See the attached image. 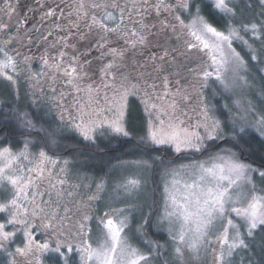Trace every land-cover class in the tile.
<instances>
[{"label":"snow or ice","instance_id":"snow-or-ice-1","mask_svg":"<svg viewBox=\"0 0 264 264\" xmlns=\"http://www.w3.org/2000/svg\"><path fill=\"white\" fill-rule=\"evenodd\" d=\"M0 2V264H264V0H53L38 40L20 0ZM99 139L123 149L118 180L73 172ZM149 170L166 178L170 253L128 236Z\"/></svg>","mask_w":264,"mask_h":264},{"label":"trees","instance_id":"trees-1","mask_svg":"<svg viewBox=\"0 0 264 264\" xmlns=\"http://www.w3.org/2000/svg\"><path fill=\"white\" fill-rule=\"evenodd\" d=\"M212 88H210L209 92H208V96L210 98V100H212V104H217L218 101L220 102H228L230 103L231 101L228 100V96L229 95H225L222 94V90L218 85L212 84ZM223 97V100H221V98ZM13 103L19 107L21 109V111H31L32 109L29 107V100L24 98L23 95L21 96V99L17 102V101H13ZM7 111V110H5ZM13 126L9 125V128L11 129ZM7 135H9L11 137V141H15V140H19V139H23V137L26 135L24 133H20L17 131H10L9 133H6ZM10 141V142H11ZM74 143V142H73ZM99 143V149L93 148L91 149V151L94 153V155H89V156H84V157H78V162L76 163L75 169L79 172H83L84 174H87L88 176H91L95 179H99L101 177H104L105 179H110L111 177H114L116 175H113V173H116V170L114 168H112V165L115 164V160L112 159V157L114 155H116L117 153H121L123 151L122 148H117V147H111V145H115L117 143V141L115 140H111V139H99L98 140ZM22 146V145H19ZM222 146H228V145H222ZM103 150V151H101ZM31 151H38L37 148H31ZM60 150H58L59 152ZM51 154V153H50ZM169 155H171V153H169ZM196 158H201V157H206V155H197L195 156ZM69 159H73V157L71 156V154L68 155ZM127 158V157H125ZM188 159H183V160H177V162L181 161H185ZM162 173L157 172V171H153V170H149V192H152V199H154V197L157 198L158 194H157V188L159 185L162 184ZM257 185L260 188H264V184H261L259 181H257ZM146 196V194L144 195ZM158 199V198H157ZM153 200L155 201V203H158V200ZM152 201V202H153ZM154 203V202H153ZM153 208V206H152ZM139 218H141L139 216ZM139 218L136 217L134 224H140L141 221L139 220ZM154 219V217H153ZM135 224V225H136ZM153 225H155L153 223ZM146 236L153 241L152 237L155 238V240L157 241V243L164 245L166 249H168L169 253L171 252V248H172V244H171V240L168 236L165 235H161L160 232L156 231V229L153 227L151 228H147L146 229ZM167 259V257H166Z\"/></svg>","mask_w":264,"mask_h":264},{"label":"rangeland","instance_id":"rangeland-1","mask_svg":"<svg viewBox=\"0 0 264 264\" xmlns=\"http://www.w3.org/2000/svg\"><path fill=\"white\" fill-rule=\"evenodd\" d=\"M238 51L240 50L239 48L237 49ZM153 51H161L159 49H154ZM172 55L175 56V53H172ZM35 67V66H34ZM169 72L171 73H184L185 70L182 69L181 72L177 70V68L173 69L170 68L169 69ZM179 78V77H177ZM180 83L182 85H185L187 86V84L189 83L188 80H184V79H181L180 80ZM212 84L215 85H218L220 88H221V92L222 94H227V95H230L229 93H225L223 88L216 82L214 81H209V87L204 89V95L205 97L208 98V100L212 103V100H210L209 96H208V92L210 90V88H212ZM243 96V93L241 92H236V94L232 97L233 99H241ZM249 99H253V97L249 96ZM229 105L231 106V102L229 103ZM32 152H35V151H32ZM37 152V151H36ZM205 156V155H204ZM192 159L194 160H204L206 159V157H199V158H196V157H193ZM192 160L188 159V160H185L183 162L179 161L177 162L176 164H181V163H184V164H187V163H191ZM73 172L74 173H79L81 175H83L84 173L83 172H79L77 171L75 168H73ZM117 175L114 176V177H111L110 179L112 180H118L119 178V173H116ZM129 175H131V173H129ZM149 171H146L143 173V180L146 182L145 183V186L144 188L142 189L141 193L138 195L137 199L134 201L137 205H138V208H137V211H135L134 213H132V222L130 224V228H129V231H128V236H129V239H130V242L136 246V247H139L141 249H145V245L141 242L142 240H147V241H152L150 239V237L148 238L146 235H144L142 232H137L136 229L139 227L138 224H134L135 222V219L136 217L139 218L140 217H143V216H147L149 213L152 214V217H154L153 219V223L155 225L154 228L156 229V231L160 232L161 235H165V236H168L170 238V235H169V228L171 227L169 224L167 223H157V221L160 220V218L163 216V213H164V194H163V188H164V183H165V177L163 176V174L161 175L162 176V184L158 186L157 188V198L154 197V199L158 200V203L156 204L155 201H153L154 199H152V192H149L148 188H149V185H150V182H149ZM90 178H93L91 176H89ZM109 179V178H108ZM170 179V178H169ZM96 180H99V179H96ZM86 183H90L91 180H88V181H85ZM257 183V182H256ZM259 189L260 187L258 186L257 188V191L259 192ZM248 189L247 188H244L242 189V194L243 195H247L248 194ZM146 194V196H144ZM112 196L111 194V191L109 190V193L108 195L105 197V199H110ZM154 203H153V202ZM102 206V205H101ZM117 206H123V205H117ZM153 206V208H152ZM233 219H235V217H233ZM139 220L141 221V218H139ZM239 222V221H237ZM37 239H42L39 235H37ZM153 241L152 242H156L157 241L155 240V238H153ZM153 264H160L159 261H154ZM177 264H209V261H208V258L205 256V254L201 253V256L199 259L195 258V257H189V256H185L183 258V260L181 261H178Z\"/></svg>","mask_w":264,"mask_h":264},{"label":"flooded vegetation","instance_id":"flooded-vegetation-1","mask_svg":"<svg viewBox=\"0 0 264 264\" xmlns=\"http://www.w3.org/2000/svg\"><path fill=\"white\" fill-rule=\"evenodd\" d=\"M53 3V0H20L19 9L17 12V15H20L22 18L27 17L28 23L24 25V28L28 30L29 32H32L33 29H35V32L32 34L39 39L40 30L46 27L49 23L48 20L44 19V12L39 7V5L43 4H51ZM0 8H3V3L0 2ZM31 9L32 11H29ZM2 15V13H0ZM13 35H15V32H13ZM90 43L89 40L80 41L77 43V48L79 49L80 53H84L87 50V46ZM16 45H14L15 47ZM154 50V49H153ZM35 51V48L33 49ZM95 55V54H94ZM176 60L179 62L180 57L176 55ZM88 59H93V56H88ZM93 63L95 64V60L93 59ZM36 67V65H33V67ZM176 67H173V71ZM178 71L181 72L182 68H177Z\"/></svg>","mask_w":264,"mask_h":264}]
</instances>
